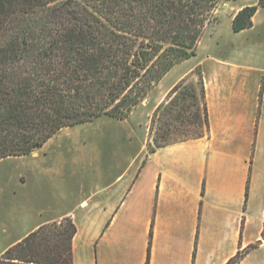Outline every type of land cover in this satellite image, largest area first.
I'll return each mask as SVG.
<instances>
[{"label": "crops", "instance_id": "1", "mask_svg": "<svg viewBox=\"0 0 264 264\" xmlns=\"http://www.w3.org/2000/svg\"><path fill=\"white\" fill-rule=\"evenodd\" d=\"M206 62L214 79L203 71V138L155 148L151 122L164 100L151 99L124 120L109 117L120 131L98 134L96 164L79 142L59 138L70 128L1 160L30 165L19 174L27 228L3 224L10 241L0 258L40 227L71 219L73 264H264V84L235 82L228 58Z\"/></svg>", "mask_w": 264, "mask_h": 264}, {"label": "trees", "instance_id": "2", "mask_svg": "<svg viewBox=\"0 0 264 264\" xmlns=\"http://www.w3.org/2000/svg\"><path fill=\"white\" fill-rule=\"evenodd\" d=\"M225 1L0 0V161L30 155L64 129L103 116L126 119L174 67L196 56ZM259 8L264 0L242 8L234 33L253 28ZM155 114L167 129L182 122L204 128L195 139L205 137L203 79L177 84ZM163 139H154L155 148L170 145ZM76 233L71 219L42 226L0 264H73Z\"/></svg>", "mask_w": 264, "mask_h": 264}, {"label": "rangeland", "instance_id": "3", "mask_svg": "<svg viewBox=\"0 0 264 264\" xmlns=\"http://www.w3.org/2000/svg\"><path fill=\"white\" fill-rule=\"evenodd\" d=\"M258 2L259 0L222 2L214 13V22L204 30V34L197 46L196 56L174 67L159 85L149 93L143 103L151 99H163L162 104H165L171 97L173 88L180 82H184L185 86H191L200 79L204 81L203 71L205 70L209 74L208 62H206V57L208 56L228 58L234 62L237 65L238 72L234 76L235 82H247L250 85L264 84V9L259 8L260 13L255 16L253 29L234 33L232 28L233 19L242 8L258 5ZM202 61L206 62L203 67L199 65ZM192 68L193 71L191 73L178 81L183 73L188 72ZM208 77L210 81L214 79L210 74ZM173 83H176V85L168 91L167 89ZM155 112L151 122V136L153 137L154 147V139L160 136H164L162 143L174 144L193 140L205 132L204 128L183 124L182 122H172L171 127L167 129L163 115H156ZM119 128L120 126L114 124V121H110L109 116H103L91 123L72 127L70 132L61 135L59 138L63 139V141L79 142L81 147H83L82 149L88 154V162L96 164L99 147L98 134L106 130L117 132L120 131ZM55 147L56 145L52 144L47 151H51ZM29 165L28 162L14 159L0 163V219H2L0 222V247L10 241L9 229L3 224L15 228L17 232L27 228V224L23 226L22 213L19 209L24 192L19 174L24 170L25 166L28 167ZM260 241L263 244L264 239ZM260 257H264V253H261Z\"/></svg>", "mask_w": 264, "mask_h": 264}, {"label": "water", "instance_id": "4", "mask_svg": "<svg viewBox=\"0 0 264 264\" xmlns=\"http://www.w3.org/2000/svg\"><path fill=\"white\" fill-rule=\"evenodd\" d=\"M36 149H38V148L36 147ZM258 244H259V245H261V244H262V242L260 241V242H258Z\"/></svg>", "mask_w": 264, "mask_h": 264}]
</instances>
